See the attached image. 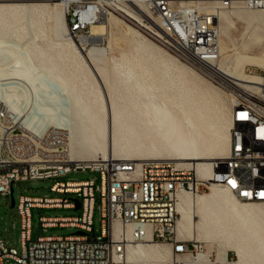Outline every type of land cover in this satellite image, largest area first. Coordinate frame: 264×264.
I'll return each mask as SVG.
<instances>
[{
    "label": "bare ground",
    "instance_id": "1",
    "mask_svg": "<svg viewBox=\"0 0 264 264\" xmlns=\"http://www.w3.org/2000/svg\"><path fill=\"white\" fill-rule=\"evenodd\" d=\"M81 1L0 0L22 2L0 5V101L4 99L25 127L41 132L51 127L64 130L73 161H93L99 155L134 162L173 159L208 178L213 161L225 157L229 149L230 110L220 112L218 120L213 121L209 108L212 98L204 96L194 84L180 92L172 91L168 63L174 60L151 58L153 47L144 41L135 44V51L151 58L150 66H143V56H122L110 75L100 66L103 49L91 46L84 50L68 35L67 8ZM88 1L114 5L138 26L144 27L147 22L162 34L156 18L135 0ZM240 10L230 13L235 12L237 18L255 27L250 44L261 49L264 11L247 10L252 12L243 15L236 12ZM225 13L229 11H216L219 33L220 21L226 23V29L233 27ZM45 15L52 21L49 46L40 41ZM118 22L110 15L107 25H91V37L79 39L99 42L108 27ZM159 66L164 69L159 70ZM246 66L264 69V51L257 55L238 53L224 69L219 60L209 73L231 89L256 90L261 76L245 74ZM100 77L105 85L100 84ZM177 78L181 82L184 79L182 67L177 70ZM194 89L197 94L189 95ZM176 208L177 237L202 239L209 246L218 244L222 249L216 251L213 260L209 253H198L194 260L182 256L183 261L177 262L179 255L161 249L147 237L126 245L124 264H140L142 259H154L156 264H225L229 251L235 256L233 264H264V204L241 202L221 186L211 184L207 193L180 195ZM143 229L149 234L148 227ZM118 230L116 225L114 231ZM126 231L128 234L130 228Z\"/></svg>",
    "mask_w": 264,
    "mask_h": 264
},
{
    "label": "built area",
    "instance_id": "2",
    "mask_svg": "<svg viewBox=\"0 0 264 264\" xmlns=\"http://www.w3.org/2000/svg\"><path fill=\"white\" fill-rule=\"evenodd\" d=\"M135 1L156 18L172 52L202 74H210L209 69L220 59L216 11H264V0ZM111 6L114 5L92 1L71 4L66 11L69 37L79 40L90 34L91 25L104 24L111 15ZM233 95L229 149L225 157L213 161L212 173L206 179L191 166L173 159L134 162L96 157L88 162L73 161L64 130L51 127L41 132L25 127L0 101V196L10 198L15 183L51 179L54 183L50 192L62 196H19L21 249H8L0 240V264L7 259L16 264H124L126 245L143 242L147 237L156 242L168 241L174 255L194 260L203 249L192 241L175 239L180 195L201 193L214 184L241 202L264 204V75L258 89H233ZM78 171L97 173L99 185L93 179L56 181ZM66 195L74 198L68 199ZM73 199L79 202L78 209ZM96 200L99 235L92 228ZM31 209L80 210L77 216L40 217V228H74L81 234L38 236L33 241ZM116 225L118 231H114ZM144 227L150 229L149 234ZM225 264H233L228 253Z\"/></svg>",
    "mask_w": 264,
    "mask_h": 264
},
{
    "label": "rangeland",
    "instance_id": "3",
    "mask_svg": "<svg viewBox=\"0 0 264 264\" xmlns=\"http://www.w3.org/2000/svg\"><path fill=\"white\" fill-rule=\"evenodd\" d=\"M88 0H82L78 5L85 4ZM22 2H0V5H8ZM32 3H41V2H32ZM51 8V7H49ZM111 15L118 18L121 22H118L116 25H111L108 27L106 34L100 36L99 42H82L79 40L75 41L78 46L82 47L84 50H87L91 46L103 49L105 51V56L103 57L100 66L107 70L111 75V71L115 63H117L122 56H127L129 58L135 57L140 58L143 56L142 64L143 66H150V59H167L170 57L174 60V63H168L170 70L168 76L172 78L171 90L175 92H180L188 84H194L195 87L200 90L204 96L212 98V101L209 104V108L212 109L213 121H217L219 118L220 112H229L231 109L233 101V89H231L227 84H224L220 80L216 79L213 75L208 73H201L189 64L180 60L170 48L169 45L165 43V37L157 32V30L150 26L147 22L143 25L144 27L138 26L131 19L126 17L121 13L116 7L111 6ZM225 13V16L228 17L230 22H233V27L226 29L227 25L225 22L220 21V64L224 68L230 66V60L238 53L257 55L261 51H264V47L257 49L255 46L250 44L253 33L255 32V27L248 24L244 19H239L233 14ZM236 12H241V14L246 15L252 11L240 10ZM224 13V12H223ZM222 13V14H223ZM43 36L40 38L43 46L51 45V40L53 38L52 32L50 33L49 28L52 26V21L48 19V16L45 15L43 21ZM107 25V20L104 23ZM132 30L136 34L132 33ZM158 34L160 37L155 36ZM85 37H91V33ZM84 38V37H82ZM138 41H144L150 44L153 49L151 50L152 57L149 59L142 53H136L135 44ZM112 61V62H111ZM105 63V64H104ZM103 64V65H102ZM154 67V64L153 66ZM184 70V79L181 82L177 78V70L179 68ZM159 70L164 69L163 66L158 67ZM159 72V71H158ZM244 72L247 75H264V69H258L251 66H246ZM100 79V84L105 85L103 79ZM197 90H191L189 95H196ZM233 96V97H232ZM2 99V98H1ZM4 99H2V102ZM11 100V99H10ZM12 101V100H11ZM7 106V104L5 103ZM17 108H20L19 103H15ZM108 119V118H107ZM108 122V123H107ZM107 126L109 121L106 120ZM97 157H100L97 156ZM117 158V157H116ZM126 158V157H120ZM133 158V157H127ZM93 179L95 185H99V175L92 172H76L70 173L64 177L57 179L59 182H73V181H86ZM54 183V180H40V181H26L18 182L13 185V199L14 206H10V200L0 196V240L4 243L5 247L15 249L17 252H20V225L21 220L20 216L17 213V203L19 196H29V197H62L56 193L50 192V186ZM208 190H205L202 193H207ZM66 198H74V195H66ZM98 200L95 202V210L92 216V228L95 235H99L101 229V223L99 218V213L97 210ZM31 218H30V234L31 240H35L38 236H67L76 233L78 230L74 228H49L43 231L40 228V217H70L77 216L80 214V210L74 209H31ZM198 219L196 218L195 221ZM176 233V232H175ZM176 240L180 241H189L184 238H179L175 236ZM192 243H196L197 247L200 246L203 249V253H209L211 259L214 258L216 251L221 250L222 248L218 244H213L209 246L208 242H205L202 239L191 240ZM161 249H168L171 251V246L168 243L158 241H153ZM235 256L233 252H228V259ZM177 262H182L183 257H176ZM157 261L154 259H142L140 264H156ZM176 262V263H177ZM4 264H16L13 260L7 259L4 261ZM167 264H173L168 262Z\"/></svg>",
    "mask_w": 264,
    "mask_h": 264
},
{
    "label": "water",
    "instance_id": "4",
    "mask_svg": "<svg viewBox=\"0 0 264 264\" xmlns=\"http://www.w3.org/2000/svg\"><path fill=\"white\" fill-rule=\"evenodd\" d=\"M10 206L13 207L14 206V199H13V196H12V192H11V195H10ZM73 201L75 202V205H76V209L79 208V202L77 200H74ZM76 234H81V232H76Z\"/></svg>",
    "mask_w": 264,
    "mask_h": 264
}]
</instances>
